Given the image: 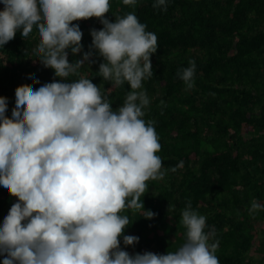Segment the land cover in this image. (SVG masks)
<instances>
[{"label":"clouds","instance_id":"clouds-1","mask_svg":"<svg viewBox=\"0 0 264 264\" xmlns=\"http://www.w3.org/2000/svg\"><path fill=\"white\" fill-rule=\"evenodd\" d=\"M0 2V47L17 32L25 41L35 32L38 44L29 55L60 78L18 92L11 122L0 99V190L18 197L0 225L2 264H220L215 230L190 201L181 214L185 241L176 250L132 255L120 246L121 237L126 246L139 243L138 236L124 234L128 212L156 215L141 198L148 182L166 171L155 122L144 119L151 101L143 82L153 75L157 35L135 12L112 22L105 15L110 0ZM121 2L135 6L138 0ZM167 4L154 0L153 7L166 12ZM93 17L103 25L90 33L91 48L103 58L97 75L112 88L131 89L116 109L107 91L81 73L94 52L69 61V49L83 50V32L73 22ZM189 65L177 72L186 90L195 86V60ZM258 210L264 205L253 199L249 214Z\"/></svg>","mask_w":264,"mask_h":264},{"label":"trees","instance_id":"trees-1","mask_svg":"<svg viewBox=\"0 0 264 264\" xmlns=\"http://www.w3.org/2000/svg\"><path fill=\"white\" fill-rule=\"evenodd\" d=\"M153 3L110 0L105 14L115 22V15L135 12L159 45L151 57L153 75L143 82L151 101L144 119L155 122L157 154L166 171L162 179L148 182L141 198L156 215L148 219L143 210L128 212L124 234L138 236L139 243L126 246L121 237L120 246L132 255L176 250L185 241L181 214L190 201L215 230L220 264H264V210L249 214L253 199L264 205V0H168L166 12ZM73 23L83 32V50L69 49V61L93 51L81 73L106 90L118 108L131 89L127 84L112 88L96 73L103 58L91 48L90 33L102 23L95 17ZM37 44L35 32L27 41L17 32L0 47V99L9 106L8 122L18 92L60 79L29 55ZM190 60L196 63L195 86L186 90L177 72ZM31 79L40 84H29ZM17 201L0 190V225Z\"/></svg>","mask_w":264,"mask_h":264},{"label":"water","instance_id":"water-1","mask_svg":"<svg viewBox=\"0 0 264 264\" xmlns=\"http://www.w3.org/2000/svg\"><path fill=\"white\" fill-rule=\"evenodd\" d=\"M4 4L2 2H0V10H3L4 9Z\"/></svg>","mask_w":264,"mask_h":264}]
</instances>
